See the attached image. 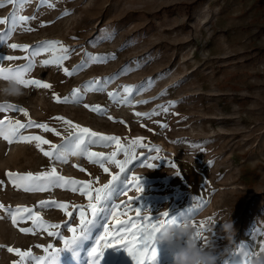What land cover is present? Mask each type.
<instances>
[{"label":"rangeland","instance_id":"obj_1","mask_svg":"<svg viewBox=\"0 0 264 264\" xmlns=\"http://www.w3.org/2000/svg\"><path fill=\"white\" fill-rule=\"evenodd\" d=\"M21 16L30 19L21 21ZM0 21V56L20 57L4 61L5 67H23L25 57L43 42H59L31 57L34 67L26 75L51 87L32 85L23 87L25 94L18 99L0 97V104L28 112L9 110L0 113V120L47 124L60 135L33 126L20 129L18 136L39 135L57 145L74 131L64 120L72 121L119 138V146L97 142L89 151L106 157L117 152V160L128 159L123 172L105 161L106 173L84 155L53 162L36 141L16 137L9 143L0 136V264L20 261L9 247L33 257L47 255L49 245L63 249L64 240L73 236L68 228H79V210L91 218L89 197L72 189L90 183L94 190L113 175L119 180L101 202L88 238L63 249L58 264H92L89 252L103 227L114 233L122 223L134 231L140 223L137 208L153 221L167 211L171 223L190 220L197 228L203 223L201 241L215 245L217 264L264 258V0H0ZM10 43L29 49H10ZM60 46L70 50L68 58L60 65H43V60L63 55ZM97 56L102 59H91ZM65 68L73 74L66 75ZM98 79L99 85L91 83ZM6 83L0 79V85ZM125 85L135 86L130 94ZM74 89L81 90L78 102L71 98ZM126 98L132 103H123ZM153 111L156 115H136ZM146 162L155 166L144 167ZM53 167L58 176L81 184L52 182L44 191L26 192L8 176ZM134 176H139L142 192L131 187ZM115 204L121 207L112 219ZM18 206L31 212L14 224L10 211ZM230 221L234 241L222 231ZM112 242L117 246L104 250L100 264H136L121 241ZM153 246L157 257L146 264H173L174 248Z\"/></svg>","mask_w":264,"mask_h":264},{"label":"snow or ice","instance_id":"obj_2","mask_svg":"<svg viewBox=\"0 0 264 264\" xmlns=\"http://www.w3.org/2000/svg\"><path fill=\"white\" fill-rule=\"evenodd\" d=\"M21 21H27L30 18L21 16L19 18ZM0 23H4V21H0ZM58 41H46L43 42L38 48H36L34 51L30 53L29 57H25V59L28 61L26 65L23 67H17V68H11V67H5L4 61H12V60H18L20 57H14V56H0V79H3L5 81L9 80H15L17 83H19L22 87H29V86H36V87H43V88H50L51 85L48 83H43L40 80L37 79H27L26 75L28 72L31 71V69L34 67V63L31 59V57H34L38 55L41 51H48L49 48L58 46ZM7 47L10 49H22V50H28L29 46L27 44H16V43H10L7 44ZM60 52L63 53V55H60L58 57H55L53 59L43 60L41 63L43 65H49V64H56L60 65L64 60L68 58L69 49L60 46L59 48ZM94 61H100L102 58L92 57ZM64 72L66 75H72V72H69L68 69H64ZM96 85H99L101 81L98 79L94 82ZM135 86L132 85H125L123 86L124 92L127 94H130L132 89ZM80 89H74L71 98L73 101L78 102L80 98ZM115 96V93H109V97L112 98ZM57 102H62L60 97L56 96L54 97ZM69 100V97H65L63 102H67ZM123 103L131 104L130 99H124ZM146 103V102H145ZM85 108H88L91 111L101 112L103 111L100 106H90L85 104ZM9 110L18 111L20 113H23V115L27 116L28 112L24 108H16L15 105L10 103H2L0 104V113L6 112ZM164 111H167V109H164ZM137 116H152L156 115L155 111L152 113H136ZM57 119L64 120L63 117H58ZM65 124L70 125V127L74 130L69 134L68 137L64 139V142L57 145L50 143L49 140L44 139L43 137L39 135L34 136H18V133L20 129L24 128H30V127H37L44 129L45 132H52L55 135L59 136L60 133L56 132L55 129L49 128L47 124H36L31 119L28 120L27 124L21 123L20 121H10V120H0V136H2L5 140H7L9 143H12L13 138L18 137L20 141L24 142H32L36 141V147L43 153L45 157H48L53 162H61L66 163L67 162V156L68 155H84L87 157V159L90 162L93 163H99L100 166L103 168L104 172H108V168L104 166L105 161H109L111 163L116 164V166L120 169L121 172L124 171L125 165L128 163V159H125L124 161H119L116 159L117 152H112L110 156H104L103 153H97V152H91L88 150V147L92 144H95L97 142H112L115 141L116 144L119 146V138L115 136H105L99 133H96L92 131L91 129L87 127H82L78 124H74L72 121L64 120ZM138 143V141L133 142ZM42 145H48L49 150H45ZM70 145V148L68 147ZM155 151H160L159 149H155ZM125 154L127 156V151L125 150ZM158 157H152L151 159H157ZM144 167L152 168L155 165L146 162ZM174 166V165H172ZM81 171H84V169H81ZM8 176L12 178V183L16 185L17 187H22L24 191L26 192H32V191H44L45 184H50L52 182L56 183H72V184H81V182L78 181H68L64 177L58 176L56 173L55 167L51 168L49 171L46 172H40L35 175L32 173H27L24 175H19L16 173H8ZM119 180L118 175H113L111 180L104 184L102 187L92 189L90 183H83L77 188H73V191L79 190L82 194L87 195L89 197V203H88V210L90 211L91 218L86 219V213L83 208L79 210V216H80V225L78 229L75 228H68V231L73 232V236L70 240H64V248L63 249H70L73 245H75L78 241L81 239L88 238L92 228L95 226L97 222V216L100 212V204L102 201L109 198V194L112 191L113 184ZM131 187H134L135 191L142 192L143 189L140 186V180L139 176H134L132 178V181L130 183ZM130 187V188H131ZM94 191L95 195H92V192ZM127 191V190H126ZM94 201V202H93ZM47 203V202H42ZM51 203H55L54 201ZM58 207L61 208H67L66 204H60ZM120 204L113 205V211L110 213V216L112 219H115L118 215L116 212V209L120 208ZM199 207V205H197ZM137 212V219L140 221L138 225H133L134 231L129 232V228L125 227L121 223V227L116 230L114 233H110V228L108 226L103 227V235L99 236L96 240L95 246L91 248L89 255L93 257L92 264H100V259L103 257L104 250L109 247H115L117 244H114L112 241H121L124 246H126V250L128 254L132 257L134 261H136V264H146L147 261H155L157 257V251L155 249L154 245V236L155 233L159 231V228L163 225V223H171L167 217L168 213L167 211L163 212L161 214V218L158 221H153L150 216H140L139 213L141 212L140 209L135 210ZM31 212V209L28 208H21L17 207L14 211H10L12 222L15 224L17 221V218L22 215V213H29ZM67 215L71 216L72 213L69 212ZM129 223H131L129 221ZM48 227L52 228H58L59 225H49ZM193 227L195 230V237L201 240V228L203 227V223H201L200 227L197 228L195 224H193ZM21 231H27L26 229H21ZM49 236L60 234L58 232H49ZM130 235L132 237L131 240H126L125 237ZM63 249H53L51 245L48 246V248L45 249V252L48 253L47 255L43 257H33L31 255V252L22 251L20 249H14L9 247L7 250L9 252H14L17 256H19L21 259L20 261L14 262V264H24V261L27 259L35 261V264H58V257L60 252ZM51 250V251H50ZM264 251V249H262ZM242 254V253H241ZM98 257V258H97Z\"/></svg>","mask_w":264,"mask_h":264},{"label":"clouds","instance_id":"obj_3","mask_svg":"<svg viewBox=\"0 0 264 264\" xmlns=\"http://www.w3.org/2000/svg\"><path fill=\"white\" fill-rule=\"evenodd\" d=\"M25 94L24 88L15 80H9L0 85V97L5 99H18ZM222 231L226 239L234 241L235 232L232 222H225ZM195 229L190 220L182 223H163L159 231L155 233L154 243L166 244L175 249L173 264H217L215 245L208 244L195 237ZM252 264H264V258L253 260Z\"/></svg>","mask_w":264,"mask_h":264},{"label":"trees","instance_id":"obj_4","mask_svg":"<svg viewBox=\"0 0 264 264\" xmlns=\"http://www.w3.org/2000/svg\"><path fill=\"white\" fill-rule=\"evenodd\" d=\"M191 4H189L188 6H190ZM262 53H264V48H262L261 50H260Z\"/></svg>","mask_w":264,"mask_h":264}]
</instances>
